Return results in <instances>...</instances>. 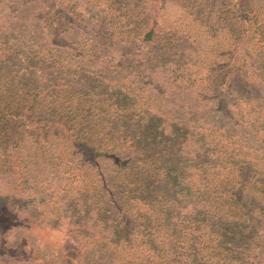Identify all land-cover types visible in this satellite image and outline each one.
Wrapping results in <instances>:
<instances>
[{"label": "trees", "instance_id": "16d2710c", "mask_svg": "<svg viewBox=\"0 0 264 264\" xmlns=\"http://www.w3.org/2000/svg\"><path fill=\"white\" fill-rule=\"evenodd\" d=\"M167 1L0 0V264H264V0Z\"/></svg>", "mask_w": 264, "mask_h": 264}, {"label": "rangeland", "instance_id": "374dc122", "mask_svg": "<svg viewBox=\"0 0 264 264\" xmlns=\"http://www.w3.org/2000/svg\"><path fill=\"white\" fill-rule=\"evenodd\" d=\"M97 1L105 3V1L107 2L108 0ZM141 1L142 0H118L119 4L117 8L122 6L123 9L126 7V10L135 9V6L140 5ZM178 1L180 0H168L166 2L165 5L168 11L165 14L164 20L160 21L162 25H166L168 21H170V23H173L176 20L177 17L174 16L173 12H175L174 10L178 6ZM10 44L13 45V48L21 49L19 43H16L14 39L10 41ZM68 67L74 70L75 65H69ZM24 72V67L14 66L12 68L13 79H11V82L18 81V77ZM6 234L10 250L4 255V257H8L10 255H12L13 257L12 252L17 248L21 249L23 253L31 252L35 256V258H33V262L20 261L21 264H62V261L57 259L58 257L56 255V252L58 249H60L61 246L64 245V237L60 238L56 233L47 229H45V231L43 232L40 231L39 228L33 227L28 229L15 226L8 229L6 231ZM44 260L45 262H42Z\"/></svg>", "mask_w": 264, "mask_h": 264}]
</instances>
